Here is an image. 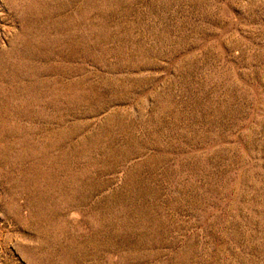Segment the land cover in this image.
<instances>
[{
	"label": "rangeland",
	"instance_id": "1",
	"mask_svg": "<svg viewBox=\"0 0 264 264\" xmlns=\"http://www.w3.org/2000/svg\"><path fill=\"white\" fill-rule=\"evenodd\" d=\"M0 264H264V0H0Z\"/></svg>",
	"mask_w": 264,
	"mask_h": 264
}]
</instances>
